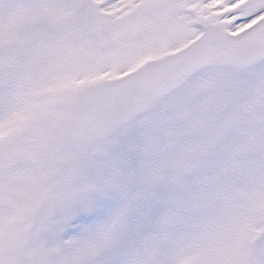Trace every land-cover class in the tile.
Masks as SVG:
<instances>
[{"label":"snow or ice","instance_id":"1","mask_svg":"<svg viewBox=\"0 0 264 264\" xmlns=\"http://www.w3.org/2000/svg\"><path fill=\"white\" fill-rule=\"evenodd\" d=\"M0 264H264V0H0Z\"/></svg>","mask_w":264,"mask_h":264}]
</instances>
